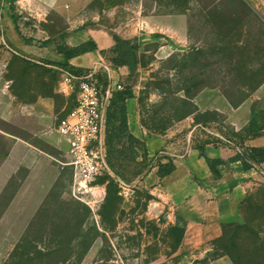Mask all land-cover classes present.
<instances>
[{"label": "rangeland", "instance_id": "374dc122", "mask_svg": "<svg viewBox=\"0 0 264 264\" xmlns=\"http://www.w3.org/2000/svg\"><path fill=\"white\" fill-rule=\"evenodd\" d=\"M36 6L10 2L2 9L0 29L14 26L42 54L8 56L0 35V166L10 161L12 136L68 161L55 128L74 99L57 93L61 68L47 64L51 54L63 46L71 24L116 34L140 16L185 19L186 40L182 35L176 45L139 34L125 39L138 61L118 76L133 99L127 129L128 121L138 123L145 141L172 133L177 150L187 140L193 147L219 140L239 150L255 131L264 136V0H45ZM111 56L103 55L108 68ZM206 89H218L233 108L244 105L245 117L205 110L210 114L199 121L204 111L195 109V99ZM50 92L54 98L45 97ZM44 101L52 105L48 112ZM47 132L54 146L44 139ZM160 151L130 145L124 133L108 149V170L76 192L63 163H55L63 168L55 173L44 166L30 173L26 165L14 173L6 165L0 264H184L177 227L143 216L152 196L140 182L157 168ZM237 225L211 249L234 252L238 264H264V184L248 195Z\"/></svg>", "mask_w": 264, "mask_h": 264}, {"label": "crops", "instance_id": "0c3cea01", "mask_svg": "<svg viewBox=\"0 0 264 264\" xmlns=\"http://www.w3.org/2000/svg\"><path fill=\"white\" fill-rule=\"evenodd\" d=\"M42 1L45 0H14L13 3L36 10V5ZM36 15L39 16L37 13ZM17 31L11 25L0 29L2 41L6 40L9 44L5 45L7 49L5 53L8 56L42 54L40 51L37 52L34 46L26 44L23 40L25 35L21 32L22 37H20ZM116 34L123 39H130L138 34L141 36L160 35L167 37L171 44L177 45L182 35L186 40V22L185 19L174 15L140 16L139 19L131 21L127 27L117 30ZM87 41H92L97 49L73 56L68 59V63L79 69L106 66L104 65L106 61L100 51H108L114 43L111 33L104 28L78 29L71 24L61 44L73 48ZM60 51L58 48L51 54L52 61L50 62H64L65 59ZM109 69L114 83L118 82L119 74L123 75L125 72V67ZM45 97L51 98L47 95ZM43 104L47 112L51 110L52 105L49 101H44ZM195 105L198 110H215L229 115L230 118L245 117L244 105L233 108L218 89H206L200 92L195 99ZM126 108L128 114L134 111L133 99L126 100ZM128 132L145 143L149 154L160 149V153L164 155L160 163L171 161L174 165V170L163 178L157 176V168H151L142 178L140 182L142 188L152 196L143 213L146 220L155 221L161 217L169 225H175L177 221L183 224L184 233L179 250H183L181 257L185 261L184 264H233L226 256L210 260L208 254L212 251V241L221 234L222 225L239 221V203L255 188L264 184V162L245 170L239 160H230L239 150L208 144L201 146V156L199 148L191 146L188 140L183 142V145H187L182 150H177L176 145L170 139L172 133L145 141L142 138L141 127L138 123L131 124L130 121H128ZM50 134L47 132L43 136L48 144L54 146L55 140ZM243 146L264 147V136L249 138ZM9 158V162L6 161L0 166V193L4 186V168L8 164L11 165L14 173L23 165L27 166L30 173L41 171V166L50 168L51 173H55L62 168L59 165L55 166V163L64 164L54 155L41 150L20 136H12ZM205 159L222 161L215 167L216 174L210 171ZM205 258L208 262H199Z\"/></svg>", "mask_w": 264, "mask_h": 264}, {"label": "built area", "instance_id": "2783aa9c", "mask_svg": "<svg viewBox=\"0 0 264 264\" xmlns=\"http://www.w3.org/2000/svg\"><path fill=\"white\" fill-rule=\"evenodd\" d=\"M14 0H0V18L5 4ZM106 66L93 67L82 73L59 69L57 93L74 98V106L59 121L56 133L67 146L72 171V191L86 189L87 185L107 170L105 145L106 111L113 92L122 90L114 83Z\"/></svg>", "mask_w": 264, "mask_h": 264}, {"label": "trees", "instance_id": "16d2710c", "mask_svg": "<svg viewBox=\"0 0 264 264\" xmlns=\"http://www.w3.org/2000/svg\"><path fill=\"white\" fill-rule=\"evenodd\" d=\"M112 40H113V46L108 51H100L102 55L105 53H111L112 56L110 57L109 62L111 63L113 68H119V67H127L130 71L134 70L138 61L134 54V49L130 45V43L117 36L116 34H111ZM61 50L60 53L64 57V62L62 63H54V62H48V65L56 66L57 68H63L67 69L73 73H82L84 70L76 68L68 63V59L76 56L81 55L86 52L94 51L96 50V45L92 41H87L85 43H82L76 47L69 48L65 46L59 47ZM47 96L54 98V95L52 92L48 93ZM132 97L130 89H122L120 91H115L112 94V97L110 99L107 111H106V128H105V145H106V153L108 155V149L111 148V143L114 138L118 139L120 135L126 134V138L130 145L135 144L138 146H141L144 148V143L140 141L139 139L132 136L127 129V119H126V100L130 99ZM73 98V97H72ZM74 99V98H73ZM232 105V103H231ZM233 107H236L232 105ZM195 109L198 110V108L195 106ZM207 114H210L207 111H204L203 113H200L199 115V121L203 119L204 116ZM214 115H218L217 112H213ZM201 119V120H200ZM261 136L256 131L249 137V138H255ZM212 144L215 146H226V144L221 143L219 140L217 141H206L203 145ZM202 145V146H203ZM240 149L239 152H236L235 156H233L230 160H239L242 163L243 169L247 170L251 168L253 165L260 164L264 162V147H244L242 144L239 145ZM200 151V155L202 156L201 152V146L198 147ZM210 171L213 174H216L215 167L222 163L221 160H210L205 159ZM174 170V165L171 161H167L166 163H159L157 165V176L159 178H163L167 175H169ZM248 198V195L239 203V213H241L242 207L246 203V200ZM152 199V197H150ZM177 227L179 238L178 242L181 243L183 233H184V226L180 221L176 222L175 225ZM240 227L237 225V222H232L228 224L222 225V236L226 232L232 233L236 232ZM217 238L212 241V246H217L218 241L222 238ZM226 256L230 259V261L233 264H238L235 253L231 251V253H224L220 254L218 253L217 249H213L211 253L208 254V258L210 260H214L219 257Z\"/></svg>", "mask_w": 264, "mask_h": 264}]
</instances>
